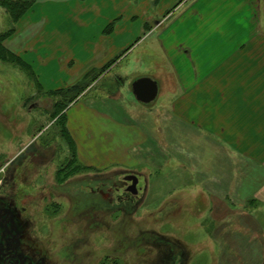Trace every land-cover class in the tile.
Masks as SVG:
<instances>
[{
    "label": "rangeland",
    "instance_id": "rangeland-1",
    "mask_svg": "<svg viewBox=\"0 0 264 264\" xmlns=\"http://www.w3.org/2000/svg\"><path fill=\"white\" fill-rule=\"evenodd\" d=\"M193 1L167 18L173 22ZM260 1L259 22H264ZM12 15L0 0V42L11 52L9 40L19 25ZM235 21L195 23L191 35L190 27H182L179 35L172 27L164 41L163 15L148 26L141 20L115 23L111 39L119 56L76 82L72 69L66 70L68 61L61 67L58 57L66 53H55L65 50L63 43L33 42L28 31L19 45L27 59L38 58L37 53L57 59L49 62L53 72L43 74L46 89L64 87L55 93L43 91L17 61L0 60V181L8 179L7 196L17 210L26 254L50 264H264V212L255 211L256 202L241 204L245 189L232 187L235 170L249 164L178 114L177 99L190 85L178 71L181 56L238 52L239 34L253 26ZM256 29L264 33V24ZM143 76L159 84L156 100L148 104L137 101L132 90ZM102 110L114 111L131 127L121 137L125 153L97 157L89 152L80 158L68 119L81 146L97 147L87 136L90 130L96 135L105 130ZM136 139V147L129 146ZM128 175L139 179L137 194L127 190ZM213 196L234 206L237 217L215 216L212 207L220 202ZM242 209L262 215L258 231L247 233Z\"/></svg>",
    "mask_w": 264,
    "mask_h": 264
},
{
    "label": "crops",
    "instance_id": "crops-1",
    "mask_svg": "<svg viewBox=\"0 0 264 264\" xmlns=\"http://www.w3.org/2000/svg\"><path fill=\"white\" fill-rule=\"evenodd\" d=\"M187 1L189 0H34L33 6L18 21L16 33L9 40L14 46L10 47L8 43V48L30 65L43 91H54L64 87L46 89L43 74L53 72L48 70L49 62L52 63L50 59H57L53 55L37 53L38 58L33 56V59L35 61L40 59L38 66L34 60L27 59L19 45L28 31L33 42L38 39V42L44 43L52 41L63 43L65 50L55 53H66L65 56L58 57L62 61L61 67L65 64L63 61H68L66 70L68 67L72 69L71 74L76 75L74 80L76 82L89 69L103 67L119 56L120 49L115 50L116 46L113 45L114 40L111 37L113 38L115 34V23L120 25L123 20H141L140 25L148 26L151 20L163 15L167 25L160 34L162 41L165 40L162 37L168 35L172 27H175L172 32L176 35L183 31L182 27H190L191 35L193 32L191 28L195 27V23L200 26L212 25L221 20H224L225 24L236 20V24L242 25L244 20L245 25L251 24L253 28L250 31L244 36L239 34L241 40L238 52L183 53L184 56L181 57L184 63L178 71L182 73L183 81H189L190 85L187 90L182 91L177 104L178 114L183 121L192 123L200 134H206L210 139L222 142L230 155L235 153L246 160L249 166H241L235 170L236 181L232 187L238 189L240 186L245 189V193L241 194L246 195L247 199H240L241 204L256 202L255 211L259 208V212H264V33L256 29V25L264 24L259 22L262 19L260 14L262 2L195 0L191 6H187L178 14L173 22L170 21L167 17L173 13L172 10L174 8L179 10L189 3ZM201 1L205 3L201 4ZM219 10L220 15H217ZM68 11L69 16L66 15ZM179 54L181 53H177ZM70 79L72 81L73 78ZM190 91L191 98H188ZM72 109L73 107L69 112ZM109 111L112 110L99 111L102 113L99 117L102 120L101 126L105 130L100 135L90 130L87 136L88 139H96L97 147L91 144L81 146L68 119L69 130L76 142L80 158L89 152L98 153L97 157L101 154L125 153L123 148L125 144H121V137L123 131L131 127L123 125L115 112L112 111L111 114ZM126 137L130 141L134 139L131 132ZM136 141L137 139L129 146L135 148ZM213 197L220 202L212 207L211 212L216 213L215 216L217 212H225L224 216L230 214L237 217L239 212L234 206L219 196ZM243 213L248 215L245 221L247 233L258 231L262 215L259 213L256 215L253 211L244 212L242 209L240 215Z\"/></svg>",
    "mask_w": 264,
    "mask_h": 264
},
{
    "label": "flooded vegetation",
    "instance_id": "flooded-vegetation-1",
    "mask_svg": "<svg viewBox=\"0 0 264 264\" xmlns=\"http://www.w3.org/2000/svg\"><path fill=\"white\" fill-rule=\"evenodd\" d=\"M0 194V263L1 264H50L40 257H31L22 250V234L15 206H12L7 196V177L1 179ZM3 191V192H2ZM10 203V204H9Z\"/></svg>",
    "mask_w": 264,
    "mask_h": 264
},
{
    "label": "water",
    "instance_id": "water-1",
    "mask_svg": "<svg viewBox=\"0 0 264 264\" xmlns=\"http://www.w3.org/2000/svg\"><path fill=\"white\" fill-rule=\"evenodd\" d=\"M132 90L139 102L148 104L156 100L159 93V84L155 79L143 76L133 82ZM125 179L131 182L127 190L133 194H137L138 177L136 175H128Z\"/></svg>",
    "mask_w": 264,
    "mask_h": 264
},
{
    "label": "trees",
    "instance_id": "trees-1",
    "mask_svg": "<svg viewBox=\"0 0 264 264\" xmlns=\"http://www.w3.org/2000/svg\"><path fill=\"white\" fill-rule=\"evenodd\" d=\"M6 2H7L8 10L13 13L12 18L17 22L25 15V13L28 12V10L34 4V0H6ZM1 39L3 40L4 36L1 37ZM0 60L1 61L11 60V62L17 61L18 63L21 64L22 68L24 66V68L28 69L29 73L33 74L32 70L30 68V65L28 63H26L20 56L11 52L10 50H8L2 42H0ZM79 85L80 84H76L74 87L75 88L79 87ZM84 86H86V85H84ZM58 90L62 91L63 89H58ZM54 91H57V90H54ZM54 91H52V92H54ZM49 92H51V91H49ZM64 97L68 98V96H64ZM73 99H74V97L71 98V102L73 101Z\"/></svg>",
    "mask_w": 264,
    "mask_h": 264
}]
</instances>
